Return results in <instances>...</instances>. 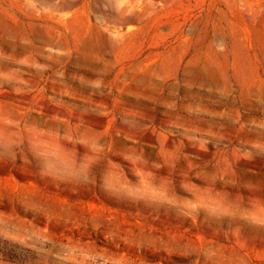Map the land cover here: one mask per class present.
I'll return each instance as SVG.
<instances>
[{
    "label": "rangeland",
    "instance_id": "obj_1",
    "mask_svg": "<svg viewBox=\"0 0 264 264\" xmlns=\"http://www.w3.org/2000/svg\"><path fill=\"white\" fill-rule=\"evenodd\" d=\"M0 264H264V0H0Z\"/></svg>",
    "mask_w": 264,
    "mask_h": 264
}]
</instances>
